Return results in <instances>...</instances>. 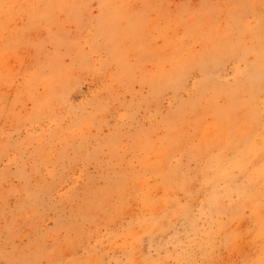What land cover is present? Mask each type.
<instances>
[{"label": "rangeland", "instance_id": "374dc122", "mask_svg": "<svg viewBox=\"0 0 264 264\" xmlns=\"http://www.w3.org/2000/svg\"><path fill=\"white\" fill-rule=\"evenodd\" d=\"M0 264H264V0H0Z\"/></svg>", "mask_w": 264, "mask_h": 264}]
</instances>
